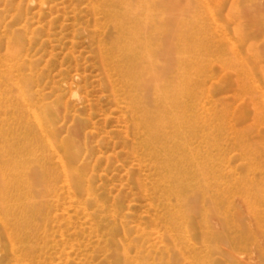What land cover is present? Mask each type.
Listing matches in <instances>:
<instances>
[{"label": "rangeland", "instance_id": "1", "mask_svg": "<svg viewBox=\"0 0 264 264\" xmlns=\"http://www.w3.org/2000/svg\"><path fill=\"white\" fill-rule=\"evenodd\" d=\"M91 1L0 0V187L40 175L35 153L49 185L0 189V264H264V0H130L153 48L164 33V75L143 88ZM155 91L176 110L158 136ZM50 109L60 133L44 137ZM74 125L67 183L49 138Z\"/></svg>", "mask_w": 264, "mask_h": 264}, {"label": "bare ground", "instance_id": "2", "mask_svg": "<svg viewBox=\"0 0 264 264\" xmlns=\"http://www.w3.org/2000/svg\"><path fill=\"white\" fill-rule=\"evenodd\" d=\"M105 5H107L106 8L108 10L105 9ZM109 5L112 6L111 9H109ZM91 6L96 11L105 10V12H103L105 15V18L111 22L112 21L114 22L116 29L118 30L120 38L122 40V42L120 41V43H118L119 51L123 53L122 55H124L126 60L129 62L130 67L128 68L126 77L128 81L130 82V84L135 87H138L140 85V87L143 88V85L148 84L147 82L148 80L149 81L160 80V78L164 75V72H155V67L153 66V64L150 63V61L154 60V56L156 53V50H155L156 46L162 47L161 40H162V34H164L162 32L163 27L160 26V30H159L160 38L158 39V43L155 46V48H153V45H154L153 39L155 36V32L152 33L150 36L147 35L146 33V30L148 29L147 25H145L146 27H142L143 22H145L144 24L148 23L146 20H144V17L142 16L144 13H140V15L131 14L130 0H92ZM120 10L124 11L125 13L133 15V18L128 22L131 25V28H128L129 26H126L128 23L123 24V21L116 20L115 17L112 15L111 11H120ZM153 25H155V23ZM168 39H169L168 37L164 39V41L167 40L166 41L167 45H165V48H167V52L164 54L166 60L162 59V61H164L163 63L165 64H170L173 61L172 57L174 54V44L172 45L170 42V39L169 40ZM164 44L166 43L163 42V45ZM107 79L109 81V85L115 88V86L112 85V79H111L110 74H108ZM116 88L118 89V87ZM21 96H22V100H24L27 103V94L25 92H21ZM132 97H133V100L137 99L136 95H132ZM151 98H152V93L149 92L148 93L149 101ZM153 99H158L159 100L158 103L160 106L162 105L161 100L163 99L164 106H166V109L164 107L165 114L162 115L161 112L156 113L153 119V120H156V124L151 127L153 131L152 134L153 136L154 135L158 136L157 134L160 132L162 133L165 127L171 124H174V118L176 117V110L174 109V104L168 101V94L155 91L153 95ZM50 111L51 112L47 113V116H49L48 122L50 124L39 121V124H40L39 127L44 137L48 136V135L46 136V134H49L52 137H54V135L57 136L59 135L58 133H60L58 129L55 127L56 120L61 116L60 111L53 110V109H50ZM49 118H50V121H49ZM23 127L24 129L29 128L26 122L23 123ZM138 128H139V120L136 118L133 123V129L138 130ZM71 130L74 132L73 136L64 137L61 140L62 142L61 146L60 145L58 146L56 144L57 142L55 141V139L51 137L49 138V144L51 148L55 149V153L60 154V155L61 153H63L64 155H67L65 162H63L64 165L62 168L64 181L67 183L68 182L71 183L72 181L78 183L79 181V177H77L78 175L74 176V173L71 170H69V167H67V165H68V159L73 160L74 149L80 148V146L83 145L82 143L84 142L81 140L80 125L79 126L74 125L70 130L68 129V132ZM61 147H62V150H61ZM30 161L38 165V167L40 168V171H39L40 175L38 173L34 174L32 172V175H30L31 178L26 181L22 179L18 183L5 184L2 187H0V189L2 190L1 194L4 193L7 196H12L15 193H24L25 195L30 196V194L32 193L33 194L34 193H44L48 191V188H49L48 182L45 185V182L47 180L43 177L44 173L48 171V169L47 167L44 168L43 166H40L41 164L45 165V163L42 162V160L39 161V157L36 156V153L31 156ZM20 168L22 167L19 166L18 169Z\"/></svg>", "mask_w": 264, "mask_h": 264}]
</instances>
